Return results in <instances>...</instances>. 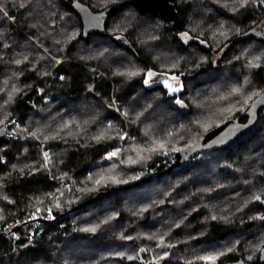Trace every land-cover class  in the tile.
Here are the masks:
<instances>
[{
  "label": "trees",
  "instance_id": "1",
  "mask_svg": "<svg viewBox=\"0 0 264 264\" xmlns=\"http://www.w3.org/2000/svg\"><path fill=\"white\" fill-rule=\"evenodd\" d=\"M173 2L179 28L132 0H0V264H203L223 249L208 257L259 263L264 109L228 147L173 168L162 152L264 92V3ZM80 5L104 34L86 33ZM148 71L181 75L182 90L147 86ZM17 220L35 225L31 244L4 231Z\"/></svg>",
  "mask_w": 264,
  "mask_h": 264
},
{
  "label": "water",
  "instance_id": "2",
  "mask_svg": "<svg viewBox=\"0 0 264 264\" xmlns=\"http://www.w3.org/2000/svg\"><path fill=\"white\" fill-rule=\"evenodd\" d=\"M132 3L137 6L141 12L155 13L167 17L172 27L179 28L183 25V20L175 6L173 0H132ZM78 13L82 19L84 30L86 33H101L106 32V18L103 14L96 13L88 5H80ZM264 109V92L253 99L250 104L242 111L240 117H246V121H241L240 117L230 118L213 128L198 142L180 149L176 153V159L171 167H177L187 163L193 157L205 152H211L217 149H223L231 145L243 133L251 130L257 123L259 111ZM7 135V127H0V140ZM203 264H221L219 260H206ZM224 264H255L247 262L242 258L229 261ZM264 264V246L260 250L259 263Z\"/></svg>",
  "mask_w": 264,
  "mask_h": 264
},
{
  "label": "rangeland",
  "instance_id": "3",
  "mask_svg": "<svg viewBox=\"0 0 264 264\" xmlns=\"http://www.w3.org/2000/svg\"><path fill=\"white\" fill-rule=\"evenodd\" d=\"M114 31V30H113ZM123 32H119V33H115L116 35V38L120 39V40H124V36H122ZM179 36L181 37L182 41L184 43H188L190 42V40L192 39V37L186 33V32H181L179 34ZM215 54L214 56H212V58H214L216 55H219L218 52L216 53H213ZM157 58V57H156ZM216 61V60H214ZM166 62V61H165ZM169 62V61H168ZM137 68H135V70L133 71V74L132 75H135V73H137V71H140V69L138 68V66H136ZM149 73H151V75H149ZM163 73V72H161ZM147 81V82H146ZM145 83L147 86H153V85H157V84H161L163 85L166 90L168 91L169 94H178L182 88H183V85H182V77L181 75L179 74H176V73H163V74H160L157 73V72H154V71H148L147 74H146V79H145ZM172 89H179L178 91H173ZM244 91H242V89L239 90V92H235L237 95H240L242 94ZM176 102L181 105V106H184V104L179 100L177 99ZM16 125V121L12 122V125ZM14 132H15V129H14ZM176 134H178L176 132ZM171 135H174L171 134ZM11 137V136H9ZM170 142H177V139L173 140V141H170ZM122 143V141H121ZM121 145V144H119ZM165 145V144H164ZM163 145V146H164ZM183 147H181L180 145L178 144H173L171 146H167V147H164L163 149V155L165 156V159L163 160L164 162L167 160V161H171V160H175L176 159V153L182 149ZM45 153V150H43V154ZM110 153V152H109ZM109 153L106 154L107 157H109ZM118 156L120 157V155L118 154ZM151 173V172H150ZM263 204H264V201H263ZM245 206V205H244ZM262 219H264V215L262 216ZM7 227V231H4L7 233L9 232L11 235H13V237L16 239V238H26V245L28 244H31L32 241H34L35 238V234H36V228H35V225H33L32 222H26V220L22 221V220H17V221H14V222H11ZM14 229V234L13 232H11L9 229ZM20 230H22V234H20ZM8 234V233H7ZM39 234V233H38ZM159 249L160 251L163 250L164 251V256L163 257H168L169 256V249H168V245L166 243H163V244H159ZM223 249V248H222ZM227 251L226 249H223L221 251H214V252H210V253H206L207 255H199V259H202V258H205V257H208V256H216V255H221L223 252ZM198 258V257H197ZM162 263V258H158V260L155 261V264H161ZM195 264V263H194ZM197 264V263H196Z\"/></svg>",
  "mask_w": 264,
  "mask_h": 264
},
{
  "label": "snow or ice",
  "instance_id": "4",
  "mask_svg": "<svg viewBox=\"0 0 264 264\" xmlns=\"http://www.w3.org/2000/svg\"><path fill=\"white\" fill-rule=\"evenodd\" d=\"M245 2H247V0H245ZM262 3H264V0H261ZM149 75H151V73H149ZM147 82V81H146ZM173 91H178L179 89H172ZM234 92H239V89H233ZM99 139V138H98ZM47 153H45V158H47ZM117 155L116 151H113L111 153H109V158L114 157ZM97 183H100V181L98 180ZM257 199H259V197H257ZM59 206V205H57ZM85 231H95V229H84ZM204 259L207 260H214L215 257H205Z\"/></svg>",
  "mask_w": 264,
  "mask_h": 264
},
{
  "label": "built area",
  "instance_id": "5",
  "mask_svg": "<svg viewBox=\"0 0 264 264\" xmlns=\"http://www.w3.org/2000/svg\"><path fill=\"white\" fill-rule=\"evenodd\" d=\"M7 131H8V128H7ZM8 136H11V137H12V134L10 133V134H8ZM119 144H121V142H120ZM117 150H118V146L113 147V148L111 149L110 153L113 152V151H116V152H117ZM151 174H154V173L151 172ZM5 231H7V227H6Z\"/></svg>",
  "mask_w": 264,
  "mask_h": 264
}]
</instances>
